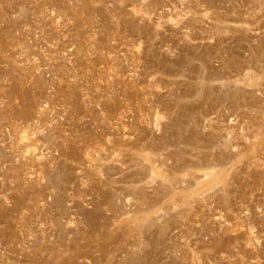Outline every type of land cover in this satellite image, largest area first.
<instances>
[{"label":"rangeland","instance_id":"obj_1","mask_svg":"<svg viewBox=\"0 0 264 264\" xmlns=\"http://www.w3.org/2000/svg\"><path fill=\"white\" fill-rule=\"evenodd\" d=\"M0 264H264V0H0Z\"/></svg>","mask_w":264,"mask_h":264}]
</instances>
